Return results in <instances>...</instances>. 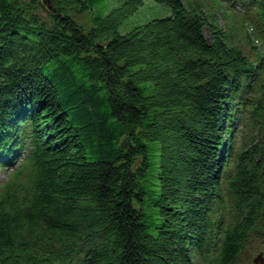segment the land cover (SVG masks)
I'll use <instances>...</instances> for the list:
<instances>
[{"label":"trees","instance_id":"16d2710c","mask_svg":"<svg viewBox=\"0 0 264 264\" xmlns=\"http://www.w3.org/2000/svg\"><path fill=\"white\" fill-rule=\"evenodd\" d=\"M110 1L0 0V264H238L264 245V0H154L126 33L146 0Z\"/></svg>","mask_w":264,"mask_h":264},{"label":"rangeland","instance_id":"374dc122","mask_svg":"<svg viewBox=\"0 0 264 264\" xmlns=\"http://www.w3.org/2000/svg\"><path fill=\"white\" fill-rule=\"evenodd\" d=\"M218 1V0H214ZM120 4V0H111L109 4V9L105 14L109 13L111 9L114 7H117ZM108 7V6H107ZM103 9V8H102ZM214 11L217 14V17L220 18V23L222 26H227L225 19L223 18V8L218 7L217 5L214 6ZM96 13H98V10L96 9ZM236 13V12H235ZM170 14V11L166 9L165 7H162L161 5L157 4L154 0H146L145 5L140 9L139 13H137L135 16L131 17L127 22H125L124 25L121 27V32L126 33L132 29L133 26L137 24H143L146 23L148 20L152 18H159V17H164L166 15ZM83 21H87L89 18V15H83L81 17ZM207 37L209 36V30H205ZM248 32L251 33V29H248ZM239 39L241 42H244V38L239 35ZM255 41H253V40ZM252 41L257 47H260L261 45L257 43V39L253 36ZM235 125L238 124V120H235L233 122ZM17 161L15 164L19 163L23 158L24 154L21 152H18L17 154ZM12 171V168L10 167H5V168H0V185L7 180V177L9 173ZM253 246L247 251H245L239 258V263L238 264H255V260L258 258L259 250L264 249V245H259L258 249L255 248L257 244H259V241H253ZM257 250L258 252H254ZM264 257V256H263ZM258 264H264V261L258 262Z\"/></svg>","mask_w":264,"mask_h":264},{"label":"water","instance_id":"95a60500","mask_svg":"<svg viewBox=\"0 0 264 264\" xmlns=\"http://www.w3.org/2000/svg\"><path fill=\"white\" fill-rule=\"evenodd\" d=\"M263 221H264V208H263ZM263 262V256L259 255L258 258L255 260V264H258V262Z\"/></svg>","mask_w":264,"mask_h":264}]
</instances>
